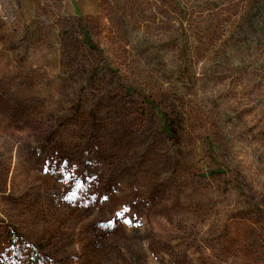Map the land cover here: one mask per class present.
<instances>
[{
    "label": "rangeland",
    "instance_id": "374dc122",
    "mask_svg": "<svg viewBox=\"0 0 264 264\" xmlns=\"http://www.w3.org/2000/svg\"><path fill=\"white\" fill-rule=\"evenodd\" d=\"M27 242L264 264V0H0V264Z\"/></svg>",
    "mask_w": 264,
    "mask_h": 264
},
{
    "label": "trees",
    "instance_id": "16d2710c",
    "mask_svg": "<svg viewBox=\"0 0 264 264\" xmlns=\"http://www.w3.org/2000/svg\"><path fill=\"white\" fill-rule=\"evenodd\" d=\"M7 234L8 241H13L15 238L24 241V236L15 229L11 224L7 225ZM28 245V255H27V264H38L39 259V249H41V245L38 243L27 242Z\"/></svg>",
    "mask_w": 264,
    "mask_h": 264
}]
</instances>
